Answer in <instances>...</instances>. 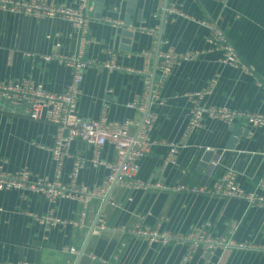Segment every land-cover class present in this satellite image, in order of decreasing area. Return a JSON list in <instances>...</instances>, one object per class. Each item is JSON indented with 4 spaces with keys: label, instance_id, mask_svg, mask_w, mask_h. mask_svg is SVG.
<instances>
[{
    "label": "crops",
    "instance_id": "0c3cea01",
    "mask_svg": "<svg viewBox=\"0 0 264 264\" xmlns=\"http://www.w3.org/2000/svg\"><path fill=\"white\" fill-rule=\"evenodd\" d=\"M53 1L70 4L77 0ZM89 1L92 7L85 56L90 63L80 84L77 112L81 116L97 118L105 107L110 120L141 121L146 109L127 104L135 98L148 104L149 91L143 79L148 74L152 79L154 71L156 78L157 47L158 52L171 47L180 54H194L181 60L165 80L161 90L164 103L149 104L157 112L150 132L156 142L138 160L134 178L151 185H115L106 202L96 197L91 200L83 225L49 227L34 215L53 209L64 220H79L81 202L59 199L51 204L39 193L23 197L15 189H0V260L37 264H264L261 249L218 246L209 250L201 244L184 261L191 247L185 239L161 244L136 232L148 226L187 236L202 223L210 222L214 238L264 244V208L249 206L240 198L172 188L178 182L211 187L221 171L232 168L237 183L264 195V127L236 121L247 133L233 141L228 124L206 119L188 135L177 166H164L162 160L167 151L162 141H178L184 136L191 107L188 92L210 87L202 104L264 111V0H167L166 8L172 6L175 11L170 13L165 8L164 18V0H131V13L127 12L129 0ZM127 16L130 24L125 22ZM204 20L217 21L251 72L221 61L222 52L207 41L210 29ZM124 29L131 30L128 42H123ZM78 40V32L63 20L0 10V79L30 78L50 91H63L72 79L71 68L43 56L53 52L72 54ZM56 42L60 46L56 47ZM111 54L121 69L103 66ZM213 79L216 81L212 84ZM136 130L137 124L133 123L130 131ZM55 136L53 123L11 111L0 102V169L13 172L27 168L32 178L54 179L57 163L50 148ZM208 149L218 155L212 171L209 164L216 158L201 165ZM93 154L88 144L73 140L62 161L60 180L70 182L73 163L79 159L83 166L76 182L98 187L107 171L93 165ZM99 156L114 160V147L105 144ZM157 182L161 186H155ZM100 211L107 228L90 233ZM71 247L75 252L69 251Z\"/></svg>",
    "mask_w": 264,
    "mask_h": 264
},
{
    "label": "built area",
    "instance_id": "2783aa9c",
    "mask_svg": "<svg viewBox=\"0 0 264 264\" xmlns=\"http://www.w3.org/2000/svg\"><path fill=\"white\" fill-rule=\"evenodd\" d=\"M92 7L89 0H77L70 4H61L53 0H0V10L20 13L34 18H54L67 22L79 34L78 46L75 52L68 55H61L53 52L44 55L47 61L57 59L72 70V79L63 91L53 92L46 89L41 83H37L30 78L18 80L0 79V102L7 104L11 111L18 110L34 119H42L56 125L55 141L50 151L57 163V173L54 179L32 178L27 168H21L13 172L0 169V189H15L21 196L28 193L42 194L51 204L59 199H71L80 201L83 208L80 212L79 220H64L57 216L53 209L41 215H34L35 219L45 224L54 226L65 223H75L83 225V218L87 212V206L93 198L105 199L115 185L128 186L134 185L138 188H146L151 185L149 182L134 178L138 170V160L143 156L156 141L151 138V130L157 119L156 110L148 108L146 115L141 121L125 118L121 121L110 120L104 107L101 115L97 118L84 117L78 114L77 104L80 95V84L83 81L85 70L90 61L85 56V50L89 44L87 34L89 33L90 15L89 9ZM166 11H175L172 6L167 7ZM109 21V20H108ZM120 25V21L113 22ZM210 29L207 38L210 46L222 52L221 61L225 64L239 68L243 72H251L250 67L244 63L238 54L235 46L229 41L223 29L216 20L203 21ZM56 47L60 46L56 42ZM194 54L192 52L178 53L171 47L162 49L158 52L156 64V78L152 80L150 75L143 79L145 88L150 93V105L152 103L162 105V87L165 80L170 75L173 68L181 61L188 60ZM109 69L119 70L122 68L111 58L103 63ZM216 79L212 80V84ZM211 84V85H212ZM210 88V87H208ZM200 89L188 92L191 99V107L186 123L184 136L178 141H162L166 145L167 151L163 157V165H178L180 150L185 146L188 135L201 127L204 120L211 119L221 121L225 124H232L236 121H243L252 127H264V111H250L246 109L231 108L227 105H206L201 103L204 95L209 93V89ZM129 107L146 109L147 102L141 98H135L127 104ZM136 123L137 130L133 133L130 126ZM80 139L88 144L93 151L91 162L93 165L103 166L107 173L98 187H87L76 182L79 170L82 168V161L76 159L70 172V182L64 184L60 180V169L62 161L68 156L71 143L75 139ZM111 144L115 150L114 160L101 159L99 156L100 148L105 144ZM264 156V151L261 152ZM217 165V159L210 162L209 170L212 171ZM161 186L160 182L154 184ZM176 190H185L193 193L215 194L223 197H235L245 200L249 206L264 208V195L255 190H246L237 183V173L232 168L221 171L211 187L188 185L186 182H178L172 187ZM210 222H204L196 230L187 236L172 235L166 231H158L150 227L137 228L136 232L147 236L150 240L159 241L161 244L169 243L176 239H185L190 243L183 260L187 261L193 249L200 244L205 249L212 250L215 247H239L264 250V244L254 242H236L230 238H214L210 231ZM107 225L101 215L97 220L95 231L106 229ZM75 247L69 251L75 252ZM90 257L94 258L92 254ZM0 264H37L25 260L9 262L0 260Z\"/></svg>",
    "mask_w": 264,
    "mask_h": 264
},
{
    "label": "water",
    "instance_id": "95a60500",
    "mask_svg": "<svg viewBox=\"0 0 264 264\" xmlns=\"http://www.w3.org/2000/svg\"><path fill=\"white\" fill-rule=\"evenodd\" d=\"M129 1H131V0H129ZM129 1H128L129 8L127 9V12L131 13V12H133V8H132V7L134 6V2H133V1L129 2ZM166 5H167V0H164V12L162 13V17H163V18H164V16H165V8H166ZM127 17H128V19H126L125 22H126V24H130L131 22H130V20H129V16H127ZM161 30H162V29H160V33H159V36H158V44H159V40H160V38H161ZM121 33L124 35L123 42H128V41H129V40H128V36L131 35V30L124 29V30H122ZM126 37H127V38H126ZM158 50H159V48L157 47L156 55H157V53H158ZM157 60H158V55H157V58H156L155 64H157ZM154 76H155V71L153 72L152 80L154 79ZM150 93H151V88H150L149 98H148V104H147V108H146V110H145L144 116L146 115V113H147V111H148V108H149V104H150ZM229 126H230L229 129L232 131V136H233V137H231V139H232L233 141H235L236 138L239 137L242 133L245 134V135H246V133H247V130H244V132H242L241 127L237 126V125L235 124V122H233V123L230 124ZM229 147H232L231 144H229ZM217 156H218V155H216L212 150H209V149L206 150V151L204 152L203 156H202V163H201V165H204V166L207 165L208 162H209L213 157L216 158ZM217 158H218V157H217ZM217 158H216V159H217ZM214 160H215V159H214ZM108 195H109V194H108ZM108 195L105 197L104 202L107 201V199H108ZM100 214H101V211L97 214L96 220H95L94 224H93V225L91 226V228H90V233L95 229V226H96V223H97L98 218L100 217ZM83 250H84V247L82 248L81 253L83 252Z\"/></svg>",
    "mask_w": 264,
    "mask_h": 264
}]
</instances>
